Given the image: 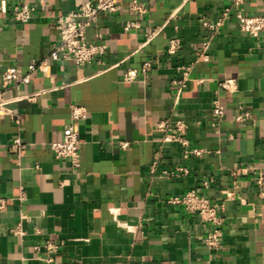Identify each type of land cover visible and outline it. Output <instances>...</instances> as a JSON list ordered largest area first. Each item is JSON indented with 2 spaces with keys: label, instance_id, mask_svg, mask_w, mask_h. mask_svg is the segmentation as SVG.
Wrapping results in <instances>:
<instances>
[{
  "label": "crops",
  "instance_id": "obj_1",
  "mask_svg": "<svg viewBox=\"0 0 264 264\" xmlns=\"http://www.w3.org/2000/svg\"><path fill=\"white\" fill-rule=\"evenodd\" d=\"M138 1L146 14L120 0L118 13L88 29L89 41L101 34L108 46L102 64L53 63L3 93L14 118L0 116V264H47L48 243L59 245L53 264H264V200L252 180L264 168V32H240L232 0ZM16 3L0 0V89L5 70L28 73L49 56L57 18L78 5L35 0V17L20 24L11 21ZM242 10L264 17V0ZM222 16L215 35L204 28ZM173 39L182 48L170 56ZM207 42L208 63L200 57ZM190 65L178 94L173 81ZM216 99L225 115L213 128ZM73 106L85 107L86 119L73 122ZM244 112L251 119L236 122ZM166 121L171 131L159 128ZM177 122L187 125L188 149L203 156L186 159L180 142L166 140L178 135ZM71 125L82 141L78 169L51 150ZM15 138L25 146L17 153L9 148ZM178 169L188 174L173 176ZM193 190L223 204L220 250L206 245L209 229L197 215L167 203Z\"/></svg>",
  "mask_w": 264,
  "mask_h": 264
},
{
  "label": "built area",
  "instance_id": "obj_2",
  "mask_svg": "<svg viewBox=\"0 0 264 264\" xmlns=\"http://www.w3.org/2000/svg\"><path fill=\"white\" fill-rule=\"evenodd\" d=\"M45 2L47 0H39ZM247 0H232L234 8V18L236 20L237 28L240 32L247 33L254 38L259 37L264 32V17L263 16H249L243 13V7ZM77 8L63 16H60L56 20L55 29L58 32L59 40L51 47L49 56L42 62H33L29 65L28 73H23L18 67H10L2 74V88L0 89V116H11L14 118V114L10 109V102L5 100L3 93L17 88L20 85H26L30 83L31 74L37 71L46 72L49 66L53 63L61 61H72L77 66H84L91 64L95 60H98L102 64L103 57L108 53V46L103 42L101 34H96L95 41H89L87 38L88 29L97 23L101 15H114L120 11V0H77ZM37 5L35 0H17L14 6L11 21L26 24L29 23L36 14ZM131 11L138 14H146L147 8L145 5L139 3L138 0H132ZM2 12L6 13L5 1L2 2ZM226 23L224 16L220 17L217 22H204V28L215 35ZM133 26L128 25L126 31H129ZM209 43L202 45V52L200 57L206 63L210 61L208 51ZM182 48V42L180 39L171 40L167 48V54L170 56L176 55ZM150 63H146L141 68V73L146 74L150 70ZM193 65L183 66L181 68V76L173 81V85L176 87L178 94H180L187 85V82L191 79L193 72ZM128 81H133L137 78L136 71H130L127 75ZM225 115V108L221 102L216 99L213 103V110L211 114V126L218 128L223 121ZM87 110L82 106H73L71 108V119L73 122H78L86 119ZM251 119L249 113L244 112L235 118V121L242 123ZM161 129H168L171 131L172 124L166 121L159 125ZM178 135H171L166 138L167 141H178L186 149L184 157L186 159L190 157H201L206 152L203 149L195 148L188 149L189 142L181 138L187 130V125L183 122H177L175 124ZM82 141L80 139L79 132L74 126H69L64 130V138L60 142L51 144V150L57 160L69 161L75 169L80 167ZM122 147L126 149L127 143L122 144ZM10 150L14 153L20 152L25 148L20 138H15L9 146ZM158 157V154H157ZM157 162L154 163L153 168ZM242 170L235 169V174H240ZM178 174L187 175L186 169H178L173 176ZM252 180L256 183L259 195L264 200V168L260 169L256 175L252 177ZM208 183L205 182L204 186ZM21 201L23 196H21ZM167 203L172 206H178L184 208L187 212L197 215L200 220L208 226L209 232L206 238V245L215 250H220L222 247L223 238V225L224 219L220 215V209L223 208V204L213 203L208 197L199 194L197 191H189L183 196H174L167 200ZM7 200L0 198V213L6 209ZM22 235L21 224L16 232ZM45 251L48 254V258L45 260L47 264H53L55 261V255L59 251V245L48 243L45 246Z\"/></svg>",
  "mask_w": 264,
  "mask_h": 264
}]
</instances>
